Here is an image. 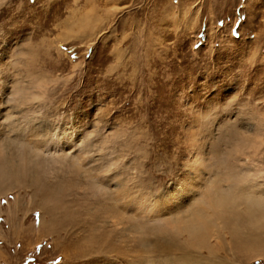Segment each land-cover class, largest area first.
<instances>
[{"label":"rangeland","instance_id":"obj_1","mask_svg":"<svg viewBox=\"0 0 264 264\" xmlns=\"http://www.w3.org/2000/svg\"><path fill=\"white\" fill-rule=\"evenodd\" d=\"M246 198L264 0H0V264H264Z\"/></svg>","mask_w":264,"mask_h":264},{"label":"bare ground","instance_id":"obj_2","mask_svg":"<svg viewBox=\"0 0 264 264\" xmlns=\"http://www.w3.org/2000/svg\"><path fill=\"white\" fill-rule=\"evenodd\" d=\"M66 137H67V139H66ZM74 137V138H73ZM75 134L74 133H71L70 135H65L64 136V138H63V143H64V145L67 147H73V144H74V142H75ZM18 144V143H17ZM65 146H63V147H65ZM232 187L230 186V187H228L227 189H221V190H219V191H217L216 192V198H215V200H214V206L216 207V208H220V210L222 211V212H224V207H223V205L227 208H233L234 209V207H238L239 205H240V203L239 204H237L236 203V200L238 199L237 198V196L236 195H242L243 193L242 192H240V193H238V192H232ZM214 188H211V190H210V194L211 195H213V193H214ZM213 196H215V195H213ZM262 199V198H261ZM174 200H176V198H174ZM246 201H245V203L247 204V207H248V209H249V211H251L252 210V207L254 206V205H263L264 206V198H263V200H259L258 198H257V200H255L254 198L253 199H245ZM169 202V201H168ZM171 202V201H170ZM179 204V203H178ZM177 205V203L175 204V203H173V200H172V202H171V204L169 205L170 207H172V206H176ZM211 206V205H210ZM212 207V206H211ZM213 208V207H212ZM236 209V208H235ZM238 209V208H237ZM187 210V212H189V210H188V208L186 209ZM226 210V209H225ZM246 210V209H245ZM185 212V211H184ZM186 215V214H185ZM225 215V214H224ZM202 216V215H201ZM201 216H198V218L197 219H195V215H194V213H192V212H189V215L187 214L186 216H180V219H185V221L187 222V221H191V223H189V225H186L185 226V231H188L192 236H195L196 234H198V236L200 237V235H201V233H203V232H207V236H205L206 238H209L210 237V235H211V232L209 231V228L207 227V225H209V220L208 221H201V220H205V219H207V217L206 216H204V217H202V218H200ZM182 217V218H181ZM226 218V217H225ZM176 219V218H175ZM226 219H228V218H226ZM225 219V220H226ZM237 220V219H236ZM236 220H235V226H236ZM226 221H228V220H226ZM234 221V220H233ZM229 222V221H228ZM230 223V222H229ZM234 223V222H233ZM232 223V224H233ZM207 224V225H206ZM225 225H226V223H224ZM235 226H233V227H235ZM217 227V226H216ZM232 227V228H233ZM250 227V226H249ZM221 228V227H220ZM228 228V227H227ZM231 229V228H230ZM229 229V230H230ZM218 230V229H217ZM234 230V229H233ZM233 230H231V232L233 231ZM215 232V231H214ZM234 232V231H233ZM220 233V232H219ZM235 233V232H234ZM215 234V233H214ZM189 236V235H188ZM218 236H219V234H218ZM221 236V235H220ZM214 237H215V235H214ZM217 238V237H216ZM221 238V237H220ZM193 239V238H192ZM194 239H196V237H194ZM222 240V239H221ZM220 240V241H221ZM223 240H224V238H223ZM192 241V240H191ZM220 241H218L217 240V242H220ZM232 241V240H231ZM142 242V241H141ZM195 242V241H194ZM206 241L204 240L203 241V243H205ZM234 242V241H233ZM201 243H202V241H201ZM222 243V242H221ZM145 244V243H144ZM159 245H157V246H161L160 245V243H158ZM215 244H218V243H215ZM214 244V245H215ZM147 245H148V243H147ZM205 246H206V244H205ZM145 247V246H144ZM220 247V246H219ZM158 248V247H157ZM212 249V248H211ZM163 250V249H162ZM259 251V250H258ZM261 252V251H260ZM184 260H188L187 259V256L186 255H183V257H182ZM182 263V262H181Z\"/></svg>","mask_w":264,"mask_h":264}]
</instances>
